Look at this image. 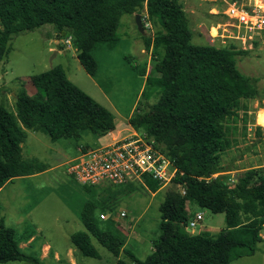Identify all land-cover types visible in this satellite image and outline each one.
<instances>
[{
  "label": "trees",
  "instance_id": "trees-1",
  "mask_svg": "<svg viewBox=\"0 0 264 264\" xmlns=\"http://www.w3.org/2000/svg\"><path fill=\"white\" fill-rule=\"evenodd\" d=\"M144 9L151 22L161 25L153 38L140 33L146 50L154 44L155 63L146 83L159 93L146 109L133 112L128 123L153 138L178 168L159 205L160 234L152 241V251L140 259L125 248V235L97 217L106 207L100 210L97 201L87 200L80 210L84 230L71 233L70 242L82 255L99 258L91 242L94 237L117 258L115 264H128L119 258L121 251L134 264H229L252 255L263 240L259 236L264 224L261 168L239 171L230 183L220 176L207 179L225 171L220 153L233 144L238 122L246 127L248 99L261 93L258 77L237 68L236 55L245 50L233 43L192 42L179 0H0V61L16 34L51 24L56 33L70 30L77 59L94 75L93 47L114 41L122 14ZM30 83L35 92L19 88L13 110L0 102V188L15 177L45 168L37 158L22 155L25 129L44 132L52 140L78 141L82 132L102 136L115 128L114 114L71 82L60 65L32 75ZM143 182L151 191L161 186L149 175H144ZM187 206L224 213L225 227L214 234L191 233L185 229L193 217ZM26 259L41 264L21 252L14 229L0 219V263Z\"/></svg>",
  "mask_w": 264,
  "mask_h": 264
},
{
  "label": "rangeland",
  "instance_id": "rangeland-1",
  "mask_svg": "<svg viewBox=\"0 0 264 264\" xmlns=\"http://www.w3.org/2000/svg\"><path fill=\"white\" fill-rule=\"evenodd\" d=\"M179 1L192 30V42L207 44L206 28L219 19V16L208 12L214 3L211 0ZM135 14L120 16L113 42L98 43L93 47L91 53L96 62L94 75H90L80 64L72 39L66 42L71 37L67 28L56 33L51 24H44L16 34L11 40L9 52L0 61V102L3 101L9 110H13L14 95L19 88H25L28 94L35 92V87L30 83L32 75L60 65L71 82L113 114L126 116L131 109L133 112L146 109L147 104L156 101L159 93L157 88L146 83V77L155 63L154 44L150 43L146 50L136 27ZM140 14L145 33L153 38L161 30V25L151 22L145 9ZM225 43L216 40L215 44L222 46ZM233 44L237 49L246 51L236 55L237 68L244 74L258 77L260 96L247 101L250 110L247 118L252 122L255 106L264 105V38L255 41L250 48L236 42ZM241 126L237 125V139L232 142V148L220 156V163L229 172H222L218 176L228 183L235 172L249 168H261L264 175V129L260 128L257 133V128H253L249 134L245 129L243 135ZM122 127L123 124H120L119 128ZM25 132L26 138L21 144L24 157H35L48 166L65 159L64 146L71 139L52 140L41 131L25 129ZM83 134L90 136L91 133L87 131ZM169 185L160 186L162 188H158L155 194L140 181L126 184L105 181L83 186L66 173L65 165H59L39 177L19 178L8 183L0 192V219L5 227L14 229L17 240H22L24 236L32 234L33 228H37L35 248L23 247L21 243L19 248L26 256L38 258L41 264H70L66 258H72L75 264H115L117 258L94 237H91V242L99 258L82 255L71 246L70 234L84 230L79 211L84 202L94 200L98 202L100 210L106 207V210L98 212L99 220L109 225L111 223L113 229L125 235L127 249L144 259L152 251V241L160 234L159 205ZM123 210L125 215L120 216ZM193 210L201 212L202 219L192 227L191 233L208 231L214 234L225 227L224 213H211L206 208L198 207H193ZM100 212L105 215L104 218L100 217ZM191 213L189 210L188 215ZM42 241H48L51 246L41 255ZM70 246L73 250L71 257L68 253ZM53 252L59 255L54 257ZM119 258L134 264L123 251ZM0 264L35 263L26 259ZM229 264H264V240L257 243L252 255L239 257Z\"/></svg>",
  "mask_w": 264,
  "mask_h": 264
},
{
  "label": "built area",
  "instance_id": "built-area-1",
  "mask_svg": "<svg viewBox=\"0 0 264 264\" xmlns=\"http://www.w3.org/2000/svg\"><path fill=\"white\" fill-rule=\"evenodd\" d=\"M211 1L214 4L208 12L219 16V19L206 28L208 44L216 45L218 40L221 44L236 42L242 47L250 48L255 41L264 38V0ZM70 38H67L66 42L69 43ZM260 111H264V105L255 113L254 121L248 129H264V119L262 122L258 121ZM177 172L178 168L158 148L154 139L148 137L145 132L136 130L111 136L95 147L80 149L77 156L66 164L67 174L78 183L88 185L105 181L112 184L143 182L144 175H149L158 180L161 186H165L170 184ZM215 177L216 173L207 179ZM230 181H234V178ZM179 189L184 193L181 186ZM119 215L124 216L125 212L121 211ZM100 217L104 218L105 215L101 213ZM201 219L202 213L194 212L185 229L192 230ZM259 236L264 240V224Z\"/></svg>",
  "mask_w": 264,
  "mask_h": 264
},
{
  "label": "crops",
  "instance_id": "crops-1",
  "mask_svg": "<svg viewBox=\"0 0 264 264\" xmlns=\"http://www.w3.org/2000/svg\"><path fill=\"white\" fill-rule=\"evenodd\" d=\"M258 89L260 90V88L258 87ZM240 103L242 104L243 103V100L241 99L240 100ZM247 103V102H246ZM248 105V104H247ZM263 107V106H262ZM261 106H258V105H256L255 106V108H254V110H253V114H254V116H255V113L257 112V111H259L261 108H262ZM249 108V107H248ZM250 110L248 109V111H247V114H248V112H249ZM133 113V111H132V109L130 110V112L126 115V116H123V115H121V114H118V115H116V114H114V116H116L115 117V128L113 129V130H111V131H108V132H106L104 135H102V136H98V135H96V134H93V133H91L90 134V136H88L87 134H83L84 132H82L81 133V137H80V139L78 140V141H74V140H68L69 142H66V146H64V148L66 149V151H65V153H64V157H65V159L62 161V162H60V163H57V164H54V165H52V166H48V165H46L44 162V164H45V168L43 169V170H41V171H38V172H35V173H33V174H29V175H25V176H18V177H15V178H13L12 180H9V181H7L1 188H0V192L3 190V188L8 184V183H10V182H12L13 180H15V179H19V178H27V179H32V178H35V177H39V176H41L42 174H44L47 170H49L50 168H54V167H56V166H59V165H65L66 166V164H67V162H69L71 159H73V158H75L76 156H77V154H78V152H79V150L80 149H87V148H92V147H95V146H97V145H99L100 143H102V142H104V141H106V140H108V139H110V137L111 136H119V135H123V134H126V133H129V132H131V131H134V129L129 125V123H128V117L131 115ZM243 113H244V110H243V108H240L239 109V116L240 117H242V115H243ZM120 117L119 118V120H118V117ZM254 116H253V119H252V122H250V121H248L247 123H246V127H244L243 126V122H241V121H239L238 122V124L237 125H242L241 127H242V130H243V135L245 134V129L247 130V132H248V134L250 133V131L253 129H248L249 128V125L250 124H252L253 123V121H254ZM263 119H264V116H259L258 117V121L259 122H262L263 121ZM126 121V122H125ZM120 124H123V127L122 128H119V125ZM257 128V127H256ZM86 132V131H85ZM235 137V139H237V136L235 135L234 136ZM232 146H233V144L231 145V147L230 148H227L225 151H223V152H221L220 153V156L222 155V153H225V152H227L228 150H230L231 148H232ZM42 162V161H41ZM222 172H229V171H222ZM222 172H219V173H216V175L218 176V175H220ZM237 172H235V174H236ZM234 174V175H235ZM233 175V176H234ZM143 184H144V182H142ZM81 185H84V184H81ZM145 185V184H144ZM145 187H147L146 185H145ZM162 187H159V189H161ZM147 189H148V187H147ZM158 189V190H159ZM150 190V189H149ZM158 190H156V191H151L152 192V194H155L156 192H158ZM82 208V207H81ZM81 210V209H80ZM189 210L190 211H192V213L191 214H193V212L194 211H197V210H193V207H192V209L189 207V206H187V211L189 212ZM208 210V209H207ZM124 211V210H123ZM210 211V210H209ZM211 212V211H210ZM212 213V212H211ZM79 215H80V211H79ZM33 231H32V234H29L28 236H24V238L21 240H18V246H19V243H21V246H23V247H29L30 249H34L35 247H34V245L37 243L35 240H36V238H37V228L35 227V228H33L32 229ZM191 231V230H190ZM192 232V231H191ZM27 233H25V235H26ZM40 242V241H39ZM51 245L49 244V242L48 241H42L41 243H40V252H41V255L43 254V253H45L46 252V250L48 249V247H50ZM72 246V245H71ZM69 247L68 248V253H69V256L71 257V255H72V247ZM125 248H127V242H125ZM20 247V246H19ZM73 249H75V248H73ZM132 251V250H131ZM133 252V251H132ZM54 253V257H57L59 254L57 253V252H53ZM134 253V252H133ZM42 257V256H41ZM66 260H67V262L68 263H70V264H75V262H74V260L72 259V258H66Z\"/></svg>",
  "mask_w": 264,
  "mask_h": 264
},
{
  "label": "water",
  "instance_id": "water-1",
  "mask_svg": "<svg viewBox=\"0 0 264 264\" xmlns=\"http://www.w3.org/2000/svg\"><path fill=\"white\" fill-rule=\"evenodd\" d=\"M135 23H136V27L138 29V31L143 34L144 33V29L142 26V20H141V14L140 13H136L135 14Z\"/></svg>",
  "mask_w": 264,
  "mask_h": 264
},
{
  "label": "bare ground",
  "instance_id": "bare-ground-1",
  "mask_svg": "<svg viewBox=\"0 0 264 264\" xmlns=\"http://www.w3.org/2000/svg\"><path fill=\"white\" fill-rule=\"evenodd\" d=\"M259 116H264V111H260Z\"/></svg>",
  "mask_w": 264,
  "mask_h": 264
}]
</instances>
